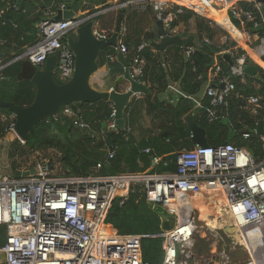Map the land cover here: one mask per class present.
I'll return each instance as SVG.
<instances>
[{"label": "built area", "instance_id": "built-area-1", "mask_svg": "<svg viewBox=\"0 0 264 264\" xmlns=\"http://www.w3.org/2000/svg\"><path fill=\"white\" fill-rule=\"evenodd\" d=\"M243 4L251 5V10H245ZM147 7L153 10L157 21L168 26L175 15L187 9L196 14H208L210 10L222 12L229 23L235 20L241 24L252 23L253 28L260 24L264 27L261 15L264 0H124L112 8L95 11L103 15L111 10L131 8L142 11ZM255 14H259L260 23L255 21ZM90 15L87 13L63 21L43 19L37 25L38 40L13 63L27 60L39 69L49 56H55V77L62 83L68 82L74 73L75 59L66 38L73 36ZM111 32L102 30L96 33L95 30V36L98 40H106ZM256 38L257 49L263 55L264 33ZM146 47L148 43L141 42L130 62V76L138 82L144 65L141 53ZM114 49L123 55L128 54L120 38ZM194 50V47H188L186 53L190 55ZM245 57L236 59L229 69V77L244 80ZM105 58L110 61L113 55L107 54ZM11 62L4 63L0 59V77ZM214 71L220 73L221 67L217 65ZM229 94L243 99L245 108L251 114L256 115L261 108L260 97H242L236 92L234 84L228 81L222 89H207L206 97L210 105L208 121L211 122L221 112ZM75 113L66 106L50 117L58 121L62 117L73 118ZM0 121H8V136L12 135L24 145L25 142L19 140L13 131L14 117L7 119L5 115H0ZM73 124L80 129L88 128L78 119L73 120ZM108 128L114 130L112 122ZM243 138L247 139L248 135L244 134ZM262 145L264 151V141ZM143 153L148 154L149 149L143 150ZM113 157L114 151L110 150L107 159ZM45 158L47 167L39 163L35 167L16 169L22 172L34 170V174L26 178L14 179L13 175L0 173V226L6 228L5 244L0 247L4 259L0 264H151L142 259L141 243L148 238L162 240L163 259L160 264H189L194 257V235L198 230L189 196L203 190L221 200L217 221L223 223L222 229L233 227L241 239L249 228L264 230V160L255 161L247 149L234 144L205 148L195 145L192 150H182L176 156L173 173L106 176L100 174L101 164H98L88 176L69 177L63 171L57 173L58 167L62 169L58 161H53L50 156ZM151 160L155 164L160 161L155 157ZM136 186L140 187L146 202L159 205L177 216L174 229L152 236L119 235L106 224L113 202L119 198L122 204ZM187 205L189 213L183 216ZM180 206L183 207L180 209ZM221 214L230 223L224 222ZM210 233H214L212 229ZM257 234L254 237L255 248L250 250L245 245L248 256L245 264H264V243L261 242L264 233L261 235L257 231ZM224 260L227 263L228 259Z\"/></svg>", "mask_w": 264, "mask_h": 264}, {"label": "trees", "instance_id": "trees-1", "mask_svg": "<svg viewBox=\"0 0 264 264\" xmlns=\"http://www.w3.org/2000/svg\"><path fill=\"white\" fill-rule=\"evenodd\" d=\"M78 2L73 3L74 9L79 5ZM87 2L92 4L97 1L87 0ZM32 7L30 0L25 1L19 7L16 6V0H0V11L2 12L0 13V59L4 63L13 61L38 40L36 25L41 22L42 18L41 12L35 13V11L42 7L39 9ZM242 7L245 10H251L249 4H243ZM95 12V10L89 11L90 14ZM118 14L124 16L126 10L118 9ZM190 19L195 21L200 34H197L196 37L189 36L187 42L180 39L173 43L176 55L170 61L171 71L166 58L169 50L164 53L156 52L149 44L153 40L152 34L144 35L143 41L148 43V47L141 53L144 65L139 82L147 86L152 94H158L163 89H167L169 80L178 81L181 79V88L186 94L192 96L200 89L204 77L208 73L214 72L217 65L221 67L219 79L229 77L230 66L222 58L224 52H229L233 62L238 57L245 55V51L236 48V44L229 40L227 33L215 28L211 29L209 27L210 20L187 9H183L181 14L175 15L170 26L176 27L180 23L189 22ZM98 20L99 18L96 21ZM255 21H260L259 14H255ZM232 23L236 27L247 30L253 38L260 37L264 33V27L261 24L257 28H253L252 23L241 24L235 20ZM203 34L206 35L205 39L208 42L203 40ZM216 36L223 37L224 43H220L219 38L214 41ZM123 41L124 44H127L125 38ZM138 46L137 41L131 50L127 48L129 51L126 57L127 62H131ZM188 47H194L195 50L188 59H184L183 53ZM113 50L114 48H106L101 53L98 61L99 67L106 63V53L110 54ZM261 60L264 62V55ZM248 62L249 59L245 57V64L247 65ZM36 70L37 68L27 60L15 61L6 67L0 77V101L10 102L16 106H29L35 95L31 77ZM54 79L58 83H62L56 77ZM220 80L217 86L221 84ZM230 80L234 84L236 92H241L244 97H260L261 108L258 113L255 116H250L245 105H240L237 102V111H235V118L231 124L238 122L235 127L238 133L227 137V121L220 118L223 108L211 122L208 121L207 114L210 105L209 99L206 97L201 108L196 111L198 126L204 130L208 146L234 144L247 149L255 161H262L264 160L263 145L255 131L259 121L264 119V70L257 67L253 77L246 76L245 83H242L239 78L231 77ZM147 105L148 110H157L158 114L163 116L160 136L162 140L166 139L169 142L168 145H164L161 141L146 140L142 145L133 147L127 140L126 128L122 130L108 128L111 124L109 118L113 113V106L107 101L99 100L93 104L69 106L77 113L73 118L62 117L58 121H54L49 117L38 123L34 128V133L28 137L24 145H21L15 138L9 140L6 144V155L10 162L7 171L9 170L13 175L14 171L19 168V161L26 159L34 152L53 151L57 154V161L63 174L69 177L88 176L94 172L98 164H101L100 174L106 176L126 173H173L176 170V156L181 152L179 150L181 146H186L185 150L193 149L188 140L189 133L184 123V117L192 113L193 104L186 99H181L178 105L171 108L158 103L156 98L151 95L148 97ZM0 114H4L7 119L13 116L6 108H0ZM75 119L87 124L88 128L80 129L74 126L73 120ZM165 123H169V126H166ZM7 125L8 121H0V141L2 142L7 140ZM244 134L248 135L247 139L243 138ZM145 149H149L148 154L143 153ZM110 150L114 151V157L108 160L107 155ZM148 157L160 159L154 169H151ZM139 160H143L142 168L137 166ZM120 201L118 198L113 202L105 220L114 233L149 236L160 233L159 218L148 208L140 187H134L122 204ZM5 240L6 228L0 226V247L5 244ZM141 250L143 261L151 264L161 263L163 259L161 239L142 240ZM192 262L193 260L189 261V264Z\"/></svg>", "mask_w": 264, "mask_h": 264}, {"label": "crops", "instance_id": "crops-1", "mask_svg": "<svg viewBox=\"0 0 264 264\" xmlns=\"http://www.w3.org/2000/svg\"><path fill=\"white\" fill-rule=\"evenodd\" d=\"M25 1H29V0H23L22 4ZM65 1H68V0H57V2L54 4L52 3L53 0H30L33 6L32 8L39 9L40 7H42L40 8V10L35 11V13H38L39 11L41 12V18H42L41 21L45 18L53 19V17L55 16L56 10L61 8L62 5H64ZM79 1H80L78 2L79 5H77L75 9L77 14L85 15L84 13L86 11L84 12V10H87V11L97 10L99 7H101L100 6L101 4L99 3L98 0H96L97 2H93L92 4L88 3L87 0H79ZM89 1H92V0H89ZM107 1L108 0H106V3ZM125 10H126V14L123 16V19H122L121 34L119 38L121 39L123 43H124L123 41L124 38L125 40H127L126 41L127 44H125L127 48L131 50L133 45L135 43L137 44V41L140 44L143 41L145 34H152L153 36L152 41H154L155 43L160 42L161 37H159L157 27L155 25V22L157 20L155 19L154 12L150 7H147L145 10H142V11H137L131 8H125ZM112 12H114V14H112ZM0 13L2 12L0 11ZM206 14L207 13H202V14L199 13L197 15L207 19L205 17ZM104 16H107L106 17L107 24L103 25L101 22L97 21L96 22V33L97 32L99 33L102 30L108 31V32L112 31L111 29H113L112 27H114V23L117 18V10L108 11L106 12V15ZM207 16L211 17V19L217 23V25L215 24L216 28L215 26L210 25L209 27L211 29L215 28V29H218V30H221L227 33L234 43H237L239 46L243 47L246 51H248V55H250L249 62L253 61L255 63L256 68L260 67L264 70V62H262L261 60V57L264 54L262 55L260 51L257 49L258 47L257 38H253V37L251 38L247 30H244L242 27H236L232 22L230 23L227 22L225 18V14L222 12L210 10ZM219 24L222 25V27H220ZM170 25L168 26L166 24H163L164 32L169 37H176L177 40L181 39L184 42H187L189 36L196 37L197 34H200L197 31L196 23L193 19H190L189 22L187 23H180L176 27H171ZM36 28H37V25H36ZM205 36L206 35L203 34L202 36L203 40H206ZM217 38H219L220 43H224L225 39L223 37L216 36L214 38V41H216ZM250 41H253L254 43H250ZM173 43L169 44L164 51H157L154 49L156 52H159V53H164L165 51L169 50V53H167L166 58L168 59V66H169L170 71H171L170 61L176 55L175 47L173 46ZM243 48H240V49H243ZM255 51L257 52L258 56L255 54ZM225 53L229 54L228 51L224 52V54ZM107 54L109 53H106V55ZM110 54L113 55V59L110 61L106 60V63L102 67H99L98 72L91 78L90 85L93 89L100 91V92H108L111 89H115L116 91L120 93H124L125 91L128 90L129 84L126 81H122L120 84H117V81L122 76L123 71H124V67L120 60L127 62L126 57L128 54L123 55L120 52L116 51L115 49ZM119 55H122L121 59L119 58ZM183 57L184 59H188L189 55L186 53V51H184ZM231 58L232 57L230 56V59ZM219 74L220 73H216L215 71L208 73V75L204 77L198 92L192 96L186 94V92H184V90L181 88V79H179L178 81L169 80L167 83V89H163L158 94H152L151 90L146 86L149 91L148 94L133 95L129 99L128 106L125 109L124 115H123L124 120H125L124 128L127 129L128 142H130L133 147L140 146V144L142 145L143 142L145 143L146 140H150L152 142L161 141L164 143V145H168L169 142L166 139L162 140L160 136L163 116L161 114H158L159 111L157 110H152V109L148 110V105H147L148 97L152 95L153 97L156 98L158 103H161L166 106H170L171 108H174L176 105H178L181 99L188 100L189 102L193 104L192 113L188 116L194 117L197 123V115H196L197 112L196 111L201 108L203 100L206 99L207 89L211 87H214V88L222 87L223 88L225 82H228V81L231 82L230 80L231 77H226L220 80ZM246 76L247 75L245 74V77L242 83L246 82ZM219 80L221 84L217 86V83ZM241 96L244 97L242 93H241ZM242 101L243 99L235 98L234 96L230 94L226 97L225 106L223 107L220 118L223 121H227V125H228L226 128V131L228 133L227 137L233 134L237 135L238 133L237 129L235 128L238 122L237 124H233V123L231 124V122L235 118V111H237L236 110L237 102L240 103V105L241 104L245 105V103ZM0 115H4V114H0ZM249 115L254 116L255 114H251L249 112ZM188 116L184 117V123L186 125V128H187L186 118ZM260 121L264 122V119ZM165 125L169 126V123H165ZM187 131L189 133L188 140L190 141V144L192 145L191 148H194L195 145L191 141V135H190L188 128H187ZM258 137L260 138L262 142L264 141V137L262 136H258ZM185 149H187L186 146H181V149L179 150L182 151ZM148 158L151 162V169H154L157 164L152 162L151 157H148ZM143 165H144L143 160H139L137 166L139 168H142ZM196 195H199V198L195 197ZM190 196L195 197L194 199H192L193 200L192 208H194L193 210L198 211L200 220L204 222L205 229L207 230V232H210V229H212L213 232L216 233L217 232L216 228H219L221 226L217 221V215H216L217 213H211V212H213V210H216L217 209L216 207L220 206L221 200L220 199L216 200V197H218L217 195L210 193V192H206L204 190L199 194H192ZM189 209H190L189 205L185 206V209H184L185 212L182 215L186 216L187 213H189ZM217 210L218 212L220 211V209H217ZM207 217L209 219H207ZM212 219H215V221L217 222V226H214L213 223H211ZM210 225H212V227ZM262 243H264V239Z\"/></svg>", "mask_w": 264, "mask_h": 264}, {"label": "water", "instance_id": "water-1", "mask_svg": "<svg viewBox=\"0 0 264 264\" xmlns=\"http://www.w3.org/2000/svg\"><path fill=\"white\" fill-rule=\"evenodd\" d=\"M23 0H16V5L19 7ZM79 0H68L64 2L63 8H59L55 12L53 21L73 20L77 14L73 7V3ZM101 7L107 5L106 0H98ZM83 15V14H82ZM261 15L264 21V7L261 9ZM101 16L100 12H96L89 16L85 24L76 29L75 34L66 38L68 48L74 54V73L72 78L65 83H58L55 77L56 57L49 56L44 65L37 69L31 77V82L35 88V95L32 103L27 107L16 106L10 102L0 101V108L8 109L14 117L13 131L16 137L21 141H26L28 137L34 133L36 125L51 115L58 112L62 107L72 106L75 104H93L99 100L107 101L113 106V113L109 121L113 123L114 130H122L125 126L124 111L128 106L129 99L135 94H148V88L134 80L130 76V63L120 60L124 71L122 76L117 81L120 84L126 81L129 84L128 90L120 93L115 89L108 92H100L93 89L90 85L91 78L99 70V58L101 53L106 48H115L121 34V24L123 15L118 14L114 23L113 30L106 40H98L95 36L96 20ZM158 35L161 37L159 43L154 41L149 42L150 46L157 51H164L166 47L175 42L176 37H169L163 28L161 21H156ZM122 58V55H119ZM223 60L231 67L234 62L230 59L229 54H223ZM13 61L10 63V65ZM244 73L253 77L256 73V66L253 61H250L244 67ZM222 89V87H221ZM187 128L191 135V141L194 145L200 147H208L205 139V132L200 128L194 117L186 118ZM258 136L264 137V122L259 121L256 130ZM34 170L22 172L15 170L13 173L14 179L26 178L33 175ZM148 208L159 218L160 232H169L176 226L177 216L170 213L166 209L151 202H146ZM223 231L231 235L235 229L225 226ZM4 259V254H0V261Z\"/></svg>", "mask_w": 264, "mask_h": 264}, {"label": "rangeland", "instance_id": "rangeland-1", "mask_svg": "<svg viewBox=\"0 0 264 264\" xmlns=\"http://www.w3.org/2000/svg\"><path fill=\"white\" fill-rule=\"evenodd\" d=\"M122 1H124V0H120V1L108 0L106 6L99 7L98 9L112 8L117 3L122 2ZM56 2H57V0H53L52 3L55 4ZM111 11H114V10H111ZM84 12H85L84 14L89 13V11H87V10H84ZM112 14H114V12H112ZM104 15H106V13L99 17L98 22H101L103 25H106L107 24L106 23V17L107 16H104ZM207 15L208 14H206L205 17L214 22V23H212V25L213 26H215V24L217 25V23ZM215 28H216V26H215ZM111 30H113V29H111ZM228 38L230 41H233V40H231L229 35H228ZM250 43H254V42L250 41ZM235 44H236V48H243V47L239 46L237 43H235ZM251 45H253V44H251ZM244 51H245L246 57H248V59H250V55H248V51H246L245 49H244ZM12 118H13V116H10V119H12ZM6 139L7 140L5 142L0 141V173H2V175L12 176V173L9 170L7 171V169L9 168L10 162L7 159V155H6V151H7L6 144L8 143L9 140H12L13 137H12V135H9L6 137ZM47 156H50L53 161L57 162L56 154L53 151H48L45 153L34 152L31 155H29L26 159L20 160L21 162L19 161V168L35 167L39 163H41V165H43V166H46L45 161L47 159L45 157H47ZM54 166H57V165L55 164ZM61 171H63V170L58 167L57 173H61ZM195 197L199 198V195H196ZM194 198L192 196H189V201L192 203L191 205H193L192 199H194ZM218 199L219 198L216 197V200H218ZM221 207H222V203L220 202V206H218L216 208L221 209ZM217 209L213 210V212H211V213H218ZM192 212L195 216H197V221H198L197 222L198 223V230H197L196 234L194 235V251H193L194 257H193L192 264H245L247 262L248 256H247L246 250H245L246 244H244V243H233V241L235 240L233 237L234 234H231V235L225 234L223 232L222 227L216 228L217 229L216 233L207 232V230L205 229L204 222L202 220H200L198 211L193 210ZM257 231H259L261 235H263V233H264V230H262L261 228H259ZM257 231L254 228H249L245 231L246 232L245 234L247 235L246 239H247V242L249 243L250 250H251V248H255V245L257 244L255 242V239H254V237L257 236L256 235ZM241 241H242V239H241ZM261 242H263V241L261 240ZM226 246L228 249L225 248ZM222 256H223V258L228 259L227 263H225L226 261L222 258Z\"/></svg>", "mask_w": 264, "mask_h": 264}, {"label": "bare ground", "instance_id": "bare-ground-1", "mask_svg": "<svg viewBox=\"0 0 264 264\" xmlns=\"http://www.w3.org/2000/svg\"><path fill=\"white\" fill-rule=\"evenodd\" d=\"M255 54L257 55V52L255 51ZM258 56V55H257ZM262 64V63H261ZM181 207H183V206H180V209H181ZM185 209V208H184ZM184 209H183V211H184ZM198 209V208H197ZM221 215H223V214H221ZM207 219H209L208 217H207ZM212 222L211 223H213V225L214 226H217V222L215 221V219H212L211 220ZM223 221L224 222H226V223H230L229 221H228V219H227V217L225 216V215H223ZM219 224H220V226L223 224V223H220V222H218ZM211 227H212V225H210ZM238 233H235L234 234V241H233V243H241V242H243L244 244H246L247 245V247L249 248V243L247 242V235L246 234H244L243 236V239H242V241H241V238H240V236L239 235H237ZM226 236V235H225ZM235 245V244H234Z\"/></svg>", "mask_w": 264, "mask_h": 264}]
</instances>
